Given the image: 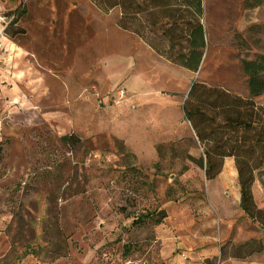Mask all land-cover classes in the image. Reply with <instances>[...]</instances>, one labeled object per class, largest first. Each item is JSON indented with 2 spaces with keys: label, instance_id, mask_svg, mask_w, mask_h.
Returning <instances> with one entry per match:
<instances>
[{
  "label": "rangeland",
  "instance_id": "obj_1",
  "mask_svg": "<svg viewBox=\"0 0 264 264\" xmlns=\"http://www.w3.org/2000/svg\"><path fill=\"white\" fill-rule=\"evenodd\" d=\"M203 4L205 55L190 78L245 96L241 62L264 56V0ZM18 7L23 34L10 38L3 29ZM93 9L87 0H0V264H187L178 237L222 228L206 224L218 217L198 165L201 148L182 119L184 93L164 114L135 104L126 89L132 81L155 87L140 62L107 53L115 15ZM98 44L107 51L101 68ZM175 80L155 86L186 89L185 75ZM121 87L125 99L114 105ZM261 188L256 204L264 208ZM159 211L160 224L132 225ZM230 224L219 255L250 240L264 248V233L247 220ZM255 262L264 264V254Z\"/></svg>",
  "mask_w": 264,
  "mask_h": 264
},
{
  "label": "trees",
  "instance_id": "obj_2",
  "mask_svg": "<svg viewBox=\"0 0 264 264\" xmlns=\"http://www.w3.org/2000/svg\"><path fill=\"white\" fill-rule=\"evenodd\" d=\"M88 1L102 13L117 8L118 28L141 38L169 63L197 72L205 48L202 0ZM19 8L3 30L10 38L23 34L15 27L25 13ZM241 68L246 78V97L194 81L180 109L201 148L198 165L205 180H213L220 173L223 160L232 158L237 173L238 208L244 218L264 233V209L256 205L252 195V185L263 175L264 168V104L255 101L264 95V56L242 61ZM72 138L68 135L61 140L68 142ZM164 218L163 211L146 212L134 219L132 225L148 221L160 224ZM262 250L260 240H250L234 247L231 256L220 250L219 259L243 261Z\"/></svg>",
  "mask_w": 264,
  "mask_h": 264
},
{
  "label": "crops",
  "instance_id": "obj_3",
  "mask_svg": "<svg viewBox=\"0 0 264 264\" xmlns=\"http://www.w3.org/2000/svg\"><path fill=\"white\" fill-rule=\"evenodd\" d=\"M90 5L94 8L93 10H95L94 11L95 14L101 17L103 16L107 17L109 14L115 15V20H113L111 24V30H112L111 36L113 38V41L116 44L111 43L113 45L112 51L107 52L106 46L102 47L99 44L92 46L94 51H96V56H94V59H97V63L101 64V65L96 64L97 65L96 67L101 68L106 65L105 64L106 60L104 58L106 57V52L109 54L111 52L115 53L118 50H122L128 56L132 58V60L128 61L129 65L135 64L136 61L142 64V67H143L142 69L146 72V75H148L145 81L151 84L150 87H153V86L155 87V88H151V90H146L147 88L146 89L142 88V86L140 85L141 84L140 81H135L137 82V84L134 81H132L129 86L127 87L125 86L128 93L132 94V96H130L132 97L131 100L133 101L137 100V101H134L135 104H137L140 107H144L145 110L148 107H153L154 109L151 112H157L158 114H164L168 110H170V108H172L170 107V104L168 103V101H172L173 98H175L174 99L176 100L175 104L177 105L178 103H177L176 98H179L180 94H183V93H184L183 94V98H184L191 82H194L191 80L190 77L193 74L199 72L201 65L203 63L204 55H205L206 34H205V27H204L203 0H202V7H203L202 25H203V30H204L205 48H204L200 66L197 72L195 73L169 63L164 58L157 55L146 43H144L141 40V38L118 28L116 23L119 18V10L117 8H113L107 13H102L96 7H94L93 4L90 3ZM97 15L96 17H98ZM114 33L117 35H121V37L123 38L124 37L129 38L131 42L124 43V42L116 41L113 37ZM129 65L128 67H130ZM181 74L185 75L186 77L187 84H186L185 90L178 92L170 88L169 89L163 88V87L156 88L155 84L157 83H161V82L169 83V84L174 83L176 81L175 76L177 75L178 77H181ZM247 95L248 93L246 91V95L242 97H246ZM262 96L255 99V101L261 105L264 104V101L260 102L259 100L262 98ZM130 97H129V100H130ZM131 109L134 110L135 106H133ZM207 182H208L207 193L212 203L213 210L216 212L218 219L216 220L209 219L206 222V224L209 227H211V230L215 227H220L222 228V231H220L217 235L212 233L210 235H205L203 237L199 235H193V237H190L192 235H187L185 237H178L180 241L175 245V247L183 250L184 251L183 254L191 255V261H189L187 264H208L214 260L215 261L218 260L219 264H225V263L231 264L232 262L236 263V260L231 259V258H225L224 260H219L220 255L218 251L219 243L224 241L228 236L227 228L231 226L230 222L234 220L235 217L238 215L242 219L247 220L246 218L243 217L242 212L238 208L239 190H238V185H237V173H236L233 159L225 158L223 160V165H222V169L220 173L213 180L207 181ZM260 186L264 187V168H263V175L260 178H256V180L254 181L252 185V195H253L255 203H256V193L258 189L261 188ZM221 196H223V198ZM233 204L235 208L233 207ZM249 238L244 239V240H248ZM186 240H189V242L187 243ZM216 242L218 244H216ZM172 246H174V244H172ZM263 254H264V248L260 254L253 255L243 261L237 260L239 262H237L236 264H258L255 262V260L258 259V257L262 256Z\"/></svg>",
  "mask_w": 264,
  "mask_h": 264
},
{
  "label": "built area",
  "instance_id": "obj_4",
  "mask_svg": "<svg viewBox=\"0 0 264 264\" xmlns=\"http://www.w3.org/2000/svg\"><path fill=\"white\" fill-rule=\"evenodd\" d=\"M1 46H2V44H1V41H0V49H1ZM125 94H126V91H125V89L123 87L117 88L114 91V94L111 96L112 104L117 105V104H120L121 102H123L124 99H125Z\"/></svg>",
  "mask_w": 264,
  "mask_h": 264
},
{
  "label": "bare ground",
  "instance_id": "obj_5",
  "mask_svg": "<svg viewBox=\"0 0 264 264\" xmlns=\"http://www.w3.org/2000/svg\"><path fill=\"white\" fill-rule=\"evenodd\" d=\"M88 22H89V21H88ZM105 36H106V35H104V38H105ZM107 36H108V34H107ZM101 37H102V36H101ZM110 37H111V36H110ZM95 38H96V37H95ZM92 39H93V38H92ZM97 40H98V39H97ZM97 40H96V41H97ZM108 41H109V40H108ZM107 43H108V42H107Z\"/></svg>",
  "mask_w": 264,
  "mask_h": 264
}]
</instances>
